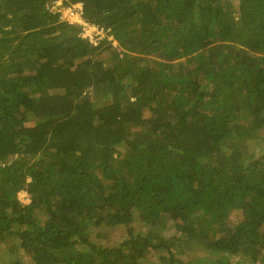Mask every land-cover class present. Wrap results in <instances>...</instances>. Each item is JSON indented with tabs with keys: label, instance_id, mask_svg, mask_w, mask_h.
<instances>
[{
	"label": "trees",
	"instance_id": "16d2710c",
	"mask_svg": "<svg viewBox=\"0 0 264 264\" xmlns=\"http://www.w3.org/2000/svg\"><path fill=\"white\" fill-rule=\"evenodd\" d=\"M54 1L0 0V264H264V0Z\"/></svg>",
	"mask_w": 264,
	"mask_h": 264
},
{
	"label": "built area",
	"instance_id": "2783aa9c",
	"mask_svg": "<svg viewBox=\"0 0 264 264\" xmlns=\"http://www.w3.org/2000/svg\"><path fill=\"white\" fill-rule=\"evenodd\" d=\"M67 0H55L49 9L53 12H60V19L71 23H78L84 27V36L94 40L95 36H105L104 30L88 23L83 18V3L75 2L65 5ZM87 33V34H86ZM109 39H112L108 36Z\"/></svg>",
	"mask_w": 264,
	"mask_h": 264
},
{
	"label": "rangeland",
	"instance_id": "374dc122",
	"mask_svg": "<svg viewBox=\"0 0 264 264\" xmlns=\"http://www.w3.org/2000/svg\"><path fill=\"white\" fill-rule=\"evenodd\" d=\"M109 37H111V35H109ZM115 44H117V43L115 42ZM19 198L25 204L30 202V197L27 195L25 190H22L19 192ZM132 226L133 227L135 226L134 228H135L136 232L141 231V230L147 231V229H146L147 227H145V228L141 227L138 224V222H134L132 224ZM106 232H107V230H106ZM174 233H175V229L169 228V229L165 230L164 235L170 239V238H173ZM107 235H108V237L106 238L105 242L115 244L120 239H122L128 235V226H118V227L111 228L107 232ZM2 247H5V243L3 244ZM3 251H5V250H3ZM6 252H8V251H6ZM19 253H20V256H22V259L24 260V262L26 264H32L31 258L28 256V254L25 252V250L22 249L19 251ZM158 255H159L158 252L151 251V253L149 254V264H165V263H162L159 261L160 259H158Z\"/></svg>",
	"mask_w": 264,
	"mask_h": 264
}]
</instances>
